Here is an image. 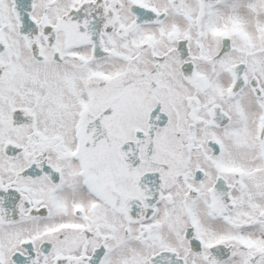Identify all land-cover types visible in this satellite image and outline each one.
<instances>
[{"label": "snow or ice", "instance_id": "snow-or-ice-1", "mask_svg": "<svg viewBox=\"0 0 264 264\" xmlns=\"http://www.w3.org/2000/svg\"><path fill=\"white\" fill-rule=\"evenodd\" d=\"M0 264H264V0H0Z\"/></svg>", "mask_w": 264, "mask_h": 264}]
</instances>
